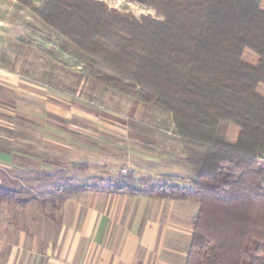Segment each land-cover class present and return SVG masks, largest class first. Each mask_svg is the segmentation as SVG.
<instances>
[{
  "label": "trees",
  "instance_id": "1",
  "mask_svg": "<svg viewBox=\"0 0 264 264\" xmlns=\"http://www.w3.org/2000/svg\"><path fill=\"white\" fill-rule=\"evenodd\" d=\"M149 2L162 22L92 0H48L34 13L101 84L173 118L190 188L128 174L112 192L198 204L185 264H264V0ZM52 190L97 191L78 181ZM15 195L0 188V203Z\"/></svg>",
  "mask_w": 264,
  "mask_h": 264
},
{
  "label": "rangeland",
  "instance_id": "2",
  "mask_svg": "<svg viewBox=\"0 0 264 264\" xmlns=\"http://www.w3.org/2000/svg\"><path fill=\"white\" fill-rule=\"evenodd\" d=\"M47 1L0 0V149L10 155L0 165V188L18 200L1 202L0 212L7 224L14 218L21 224L23 242L36 250V261L27 257L23 264H60L64 246L66 260L76 264L78 237L102 226L107 237L133 225L140 207L138 234L154 222L155 235H165L166 255L183 260L198 204L140 205L147 197L111 190L128 174L190 188L193 170L171 114L101 84L34 13ZM92 1L137 21L164 20L149 0ZM65 181L97 191L56 198L52 186Z\"/></svg>",
  "mask_w": 264,
  "mask_h": 264
},
{
  "label": "crops",
  "instance_id": "3",
  "mask_svg": "<svg viewBox=\"0 0 264 264\" xmlns=\"http://www.w3.org/2000/svg\"><path fill=\"white\" fill-rule=\"evenodd\" d=\"M9 161L10 155L0 149V165ZM139 201L138 204L144 205L157 200L142 198ZM136 211L139 219L137 218L133 225L125 224L119 228L117 226L114 234L106 237L102 226L94 228L89 235L78 237L76 264H185L188 252L183 260L166 255V243L163 240L165 235H155L154 222L149 223L142 235L138 234V225L145 209L140 207L135 209ZM31 247L23 242L21 224L15 218L8 220L7 224L4 214L0 212V264H23V260L27 263V257L36 261V250ZM150 248L157 250L151 254L148 250ZM60 259V264H72V261L65 258V246Z\"/></svg>",
  "mask_w": 264,
  "mask_h": 264
}]
</instances>
